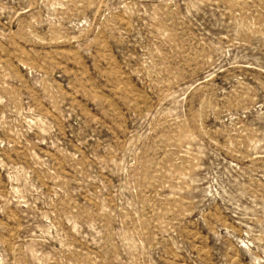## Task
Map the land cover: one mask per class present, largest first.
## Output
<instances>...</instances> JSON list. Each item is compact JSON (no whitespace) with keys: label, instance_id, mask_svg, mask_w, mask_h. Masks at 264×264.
I'll use <instances>...</instances> for the list:
<instances>
[{"label":"rangeland","instance_id":"374dc122","mask_svg":"<svg viewBox=\"0 0 264 264\" xmlns=\"http://www.w3.org/2000/svg\"><path fill=\"white\" fill-rule=\"evenodd\" d=\"M0 264H264V0H0Z\"/></svg>","mask_w":264,"mask_h":264}]
</instances>
